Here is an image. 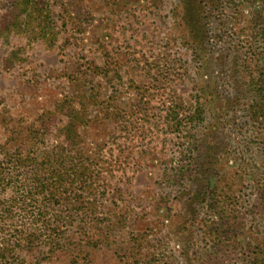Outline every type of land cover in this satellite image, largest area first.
Segmentation results:
<instances>
[{
	"label": "rangeland",
	"instance_id": "rangeland-1",
	"mask_svg": "<svg viewBox=\"0 0 264 264\" xmlns=\"http://www.w3.org/2000/svg\"><path fill=\"white\" fill-rule=\"evenodd\" d=\"M263 73L264 0H0V151L86 169L44 212L97 237L41 264H264Z\"/></svg>",
	"mask_w": 264,
	"mask_h": 264
},
{
	"label": "trees",
	"instance_id": "trees-1",
	"mask_svg": "<svg viewBox=\"0 0 264 264\" xmlns=\"http://www.w3.org/2000/svg\"><path fill=\"white\" fill-rule=\"evenodd\" d=\"M260 76L261 79L255 82V106L252 110L255 116L264 119V94L260 91L264 73ZM35 139L37 136L24 137L22 147L36 145ZM22 147L14 151H0V194L10 193V197L0 200V264H28L26 259L30 253H34L30 257L38 264L54 261L68 240L72 247L80 243L90 246L96 243L97 237L86 235L84 230L75 237L72 234L64 237L65 232L58 228L59 224L70 223L68 219L73 215L51 213L47 216L44 212L51 201L61 200L65 193L72 202H68L67 198L62 201L77 206L73 201L76 197L74 191H70L71 187L63 190L62 186L69 177L84 178L86 169H66L65 165H69L70 160H65V156L49 159L43 155L38 158L35 153L32 156L25 153L27 151ZM92 204L87 200L84 210L90 211Z\"/></svg>",
	"mask_w": 264,
	"mask_h": 264
}]
</instances>
